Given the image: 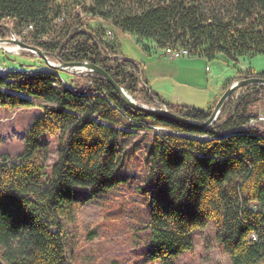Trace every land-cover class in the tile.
<instances>
[{
  "label": "trees",
  "instance_id": "trees-1",
  "mask_svg": "<svg viewBox=\"0 0 264 264\" xmlns=\"http://www.w3.org/2000/svg\"><path fill=\"white\" fill-rule=\"evenodd\" d=\"M90 15L136 36L145 50L149 44L181 46L233 63L264 54V0H0V37L10 36L9 24L58 62L100 65L135 99L145 93L148 105L165 104L198 122L209 117L211 109L171 103L153 92L140 77L142 62L117 53L86 27ZM250 76L264 72L237 74ZM263 99L264 85L243 87L201 129L129 107L96 73L64 79L49 67L6 71L0 107L42 111L31 121L25 150L16 158L0 153L1 257L8 264H70L62 219L73 215L75 188L115 186L141 142L123 149L120 137L159 126L144 161L151 190L147 253L162 264H180L181 252L194 248V230L213 221L230 264H264V127L249 124ZM41 133H59L62 141L51 175Z\"/></svg>",
  "mask_w": 264,
  "mask_h": 264
},
{
  "label": "rangeland",
  "instance_id": "rangeland-1",
  "mask_svg": "<svg viewBox=\"0 0 264 264\" xmlns=\"http://www.w3.org/2000/svg\"><path fill=\"white\" fill-rule=\"evenodd\" d=\"M57 1L73 3L82 0ZM79 12L84 15L81 10ZM85 25L89 30L102 34L104 41L119 54L123 53L134 60L145 54V48L136 36L114 25L110 26L91 15L88 16ZM219 57L226 56L219 54ZM242 60L245 61L247 67L251 66L257 72H264V54L247 56ZM0 65L7 72L43 70L48 67L36 56L6 53L1 47ZM221 67L226 69L227 64L224 63ZM231 68L242 69L238 71L249 70L248 68L244 70L240 65ZM60 74L64 79L70 77V73L66 71H60ZM66 83L69 84L68 81ZM82 83L86 82L82 81ZM226 86L227 82L223 90L227 88ZM201 95H205V92ZM195 96L188 101H193L192 104L203 109L204 107L198 106H204L202 104L204 98L199 95ZM139 97L138 101L148 104L145 93H141ZM252 110L253 113H257L254 116H264V99ZM41 111L42 109L38 106L13 109L0 107V153H8L12 158H16L25 150L31 121ZM258 125L264 127V118ZM159 130L162 131V129L151 127L132 129L131 134L120 137L123 149L138 139H141V142L135 151L137 158L131 156L130 163L125 167V171L120 173V181L115 186L97 192L91 187L78 186L75 188L73 215L68 219H62L70 264H162L159 258L147 253L149 241L145 232V223L150 217L149 200L151 198V190L147 191L146 186L145 153L154 133ZM39 138L47 143L49 159L46 169L51 175L52 164L58 156V149L62 143L60 134L41 133ZM193 235L194 248L191 251L181 252L178 257L180 264H230L228 254L224 252L216 239V225L213 221H210L204 228L194 230ZM1 253L0 248V259L4 264H8L1 257Z\"/></svg>",
  "mask_w": 264,
  "mask_h": 264
},
{
  "label": "crops",
  "instance_id": "crops-1",
  "mask_svg": "<svg viewBox=\"0 0 264 264\" xmlns=\"http://www.w3.org/2000/svg\"><path fill=\"white\" fill-rule=\"evenodd\" d=\"M121 55L125 54L121 53ZM245 57L247 56L240 57L237 63L231 62L227 57H219V54L213 60H208L202 55L170 60L160 50L152 48L145 50V54L136 60L143 64L141 76L144 82L166 101L183 106L192 105L197 108L195 104H192L193 101L188 100L195 95L202 96L201 94L205 92L202 96L204 106L198 107L212 109L224 91V84L238 79V70H242L230 69V67L240 65L244 70L246 68L255 70L251 66L247 67L245 61L242 60ZM216 59L217 63L214 64ZM224 63L227 64L226 69L221 67Z\"/></svg>",
  "mask_w": 264,
  "mask_h": 264
},
{
  "label": "water",
  "instance_id": "water-1",
  "mask_svg": "<svg viewBox=\"0 0 264 264\" xmlns=\"http://www.w3.org/2000/svg\"><path fill=\"white\" fill-rule=\"evenodd\" d=\"M9 30L10 36L2 38L0 37V47L6 52L21 53L22 50L30 51L34 55L40 58L45 64L51 68L58 71H66L70 74L76 73H96L101 76L107 83L111 84L114 89L121 95L123 101L129 107L134 109L154 114L163 117L168 120L181 122L186 125L194 126L201 129L208 128L218 117L224 103L229 99V97L237 92L243 87H248L251 85H264V77L260 76H250L244 78H238L231 82V84L223 91L220 97L217 99L215 105L213 106L210 115L204 121L198 122L191 118L185 117L174 111H171L166 106H151L144 104L137 99H135L129 91H127L123 86L118 84L114 78L100 65L91 61H71V62H58L49 53L40 47L29 44L23 41L9 26L5 25ZM14 44V46H13ZM13 47H11V46Z\"/></svg>",
  "mask_w": 264,
  "mask_h": 264
},
{
  "label": "built area",
  "instance_id": "built-area-1",
  "mask_svg": "<svg viewBox=\"0 0 264 264\" xmlns=\"http://www.w3.org/2000/svg\"><path fill=\"white\" fill-rule=\"evenodd\" d=\"M8 26L10 27L11 25L8 24ZM31 28H32V26L29 25L28 29H31ZM149 45L152 48H156V49L160 50V52L170 60L178 59V58L184 57V56L198 55V53H196V52H194V51H192L186 47L168 46V47H164V48H158L152 44H149ZM5 73H6V69L2 65H0V75H4ZM263 118H264V116H262V115L253 116L250 118L249 124L250 125H258L263 120ZM159 128H162V127L157 126V129H159ZM250 237H251V239L255 240L257 238V235L255 233H252L250 235Z\"/></svg>",
  "mask_w": 264,
  "mask_h": 264
}]
</instances>
